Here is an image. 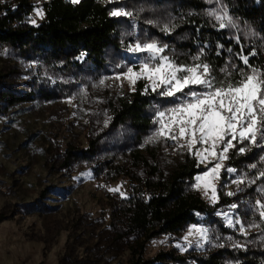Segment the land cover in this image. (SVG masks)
Masks as SVG:
<instances>
[{
    "label": "rangeland",
    "instance_id": "obj_1",
    "mask_svg": "<svg viewBox=\"0 0 264 264\" xmlns=\"http://www.w3.org/2000/svg\"><path fill=\"white\" fill-rule=\"evenodd\" d=\"M10 1L0 0V4ZM45 1H31L29 24L37 26L43 21ZM101 1L112 12L130 13L115 16L122 19L121 44L119 49L106 51L103 68L82 63L83 57L67 62L25 56L17 47L0 42V264H130L140 243H144L146 259L160 252L184 258L175 264H202L212 256L221 264H264V221L256 210V201L264 202V192L259 191L264 178H257L264 170L260 159L264 152L255 162L234 167L236 173L221 171L215 203L209 198L210 189L205 194L202 183L199 189L195 187L196 176L211 165L199 164L186 148L156 135L158 112L175 106L183 94H177L179 99L162 96L159 90L152 91L146 79L131 83L124 73L129 67L139 72L140 64L150 59L146 52L128 50L137 43L155 42L164 48L160 55L179 66H192L201 63L200 59L194 60L191 52L170 51L157 41L153 31L169 34L171 23L145 21L133 10V0ZM198 1L208 23L219 27L220 21L211 13L226 11L222 29L229 39L264 53V40L255 26L232 13L237 0ZM241 69L229 60L221 78L211 75L216 83H233L241 79ZM139 83H143L142 93L153 98L147 109L151 127L143 133L130 120L113 124L117 110L132 98ZM136 154L156 163L165 175L187 158L195 159L201 172L194 176L192 188L208 205L219 204L214 219L200 215L197 222L176 234L151 239L128 230L123 202L132 196L147 199L151 190L140 183L158 180L148 175L143 162L134 158ZM253 163L256 169L250 167ZM240 176L245 183H233ZM226 215L233 221L239 219L247 234L240 232L238 224L229 227ZM194 227L207 229V239L195 231L189 235Z\"/></svg>",
    "mask_w": 264,
    "mask_h": 264
},
{
    "label": "trees",
    "instance_id": "obj_2",
    "mask_svg": "<svg viewBox=\"0 0 264 264\" xmlns=\"http://www.w3.org/2000/svg\"><path fill=\"white\" fill-rule=\"evenodd\" d=\"M31 1L11 0L0 4L1 43L17 47L25 56L63 58L67 62L83 57L82 63L86 62L94 68H103L108 49H119L122 19L111 15L109 4L101 0H79L77 3L47 0L43 3V21L35 26L27 22L33 9ZM237 1L231 6L232 13L254 25L264 40V0ZM133 7L147 22L157 25L160 22L171 23L169 34L154 30L155 39L175 53L183 55L191 52L199 57L201 63L208 64L211 72L219 78L229 60L236 61L239 68L249 70L238 59L241 54L249 55L250 66L264 68V53L254 51L255 55H251V50L230 40L226 30L208 23L203 17V5L198 0H133ZM75 63L76 66L80 64ZM234 77L236 75L233 74ZM142 90L143 83H139L132 98L121 104L114 116V125L130 120L141 133L150 129L147 109L153 98L144 95ZM248 147L251 150L245 154L230 150L227 167L255 162L264 152V147ZM134 158L142 161L148 175L158 180L140 183L151 190L147 199L132 196L123 202L128 230L151 239L157 235L176 234L197 222L200 215L214 219V209L219 204L208 205L192 188L194 176L201 172L195 159L187 158L185 163L165 175L156 163L137 154ZM143 249L144 243L137 245L136 258L130 264H175L184 261L183 257L171 252H160L154 258L146 259L142 255ZM201 263L221 264L215 256Z\"/></svg>",
    "mask_w": 264,
    "mask_h": 264
},
{
    "label": "snow or ice",
    "instance_id": "obj_3",
    "mask_svg": "<svg viewBox=\"0 0 264 264\" xmlns=\"http://www.w3.org/2000/svg\"><path fill=\"white\" fill-rule=\"evenodd\" d=\"M77 2L79 0H73V3ZM36 14L42 17L40 10H37ZM211 14L220 21V28L226 27L224 23L227 17L226 11L223 15ZM111 15L121 16L130 13L113 11ZM32 23L35 24V21L33 20ZM231 23V18L228 17V24ZM128 50L146 52L150 57L149 61L140 64L139 72L134 73L133 68L129 67L124 73L131 83H135L137 79H146L152 91L159 90L162 96L179 99L177 94H183L184 98L179 99L175 106L158 112L160 127L156 135L174 141L179 148H186L198 159L199 164L211 165L206 167L202 174L196 176L195 187L199 189L202 183L205 194L210 189L209 198L215 203L218 199L216 181L221 171L237 172L233 167L225 169L224 161L229 159L230 150L234 149L239 154H245L251 150L247 145L264 147V68L257 69L250 66L249 55L241 54L239 59L249 70L241 69V79L235 83H216L208 64L179 66L168 57L160 55L164 52V48L159 47L155 42L143 45L137 43ZM251 55L254 56L255 53ZM193 59L199 60V57ZM194 87H199L203 91H195ZM185 89L188 91L185 92ZM260 159L264 161V156ZM250 167L256 169L257 164L253 163ZM257 178H264V170L259 171ZM254 182V180L250 181V183ZM233 183L237 185L245 183V178L237 177ZM109 191L118 192L119 189L111 188ZM259 191L264 192V188ZM120 194L124 195L122 192ZM228 195L234 193L229 192ZM231 207L235 209L237 205L233 204ZM256 210L261 221H264V202L257 200ZM226 219L229 227L238 224L240 232L247 234L239 219L233 221L227 215ZM251 226L258 227V225ZM193 231L199 233L201 238L207 239V229L194 227L189 230V235H192ZM185 239L187 240V237Z\"/></svg>",
    "mask_w": 264,
    "mask_h": 264
}]
</instances>
